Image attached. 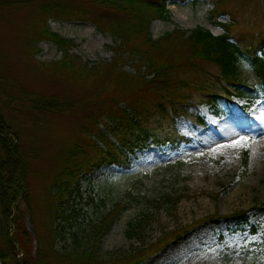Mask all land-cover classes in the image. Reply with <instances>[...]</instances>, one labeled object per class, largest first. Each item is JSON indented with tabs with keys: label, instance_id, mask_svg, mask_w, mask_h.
Returning <instances> with one entry per match:
<instances>
[{
	"label": "rangeland",
	"instance_id": "obj_1",
	"mask_svg": "<svg viewBox=\"0 0 264 264\" xmlns=\"http://www.w3.org/2000/svg\"><path fill=\"white\" fill-rule=\"evenodd\" d=\"M34 4L27 3L0 22V60L11 78L28 90L66 97L65 91L71 84L49 65L59 60L62 53L52 41L39 39L32 26ZM214 7V0L169 2L171 17L154 20L152 36L158 38L174 29L192 30L199 25L221 34L223 27L213 24ZM220 8L224 13L218 21L233 24L235 31L264 33V0H222ZM49 25L74 41L72 50L83 61L99 63L113 59L111 47L118 41L111 34L98 31L92 21L50 20ZM259 55L264 58V51ZM126 60L123 69L135 73L134 61L127 54ZM239 80L254 83L263 91L261 81L247 66L242 67ZM76 87L71 88L74 96L82 92V88ZM124 90L116 88L113 94H123ZM261 93L249 102L246 97L233 99L221 115H216L208 105L182 104L174 121L178 131L190 139L188 142L173 150L170 145L158 146L149 139L132 152L124 149L129 165L105 164L85 175L80 180L79 192L71 195L79 215L69 220L74 224L70 228L68 222L60 223L68 228L66 239L55 237L56 249L64 252L79 244L89 246L95 241L93 228L104 224L105 216L116 204L128 203L131 206L101 240L103 259L134 253L142 245V238L150 244L165 232L190 228L142 264H264V209H259L264 203V92ZM47 119L50 125L37 133L34 142L15 138L20 153L34 152L36 157L28 163L32 172L29 184L33 212L24 208L30 201L25 194L17 217L18 223H24L23 230L29 232L25 248L31 257H35L39 246L33 223L38 224L44 242H48L50 227L45 222V210L51 197L47 192L54 184L64 151L80 139L84 123L78 114ZM102 129L108 133L106 125L102 124ZM89 137L80 141L89 144L98 140L94 135ZM110 138L119 144L115 137ZM246 153L248 165L243 167ZM170 193L184 195L176 207L167 203L157 208L149 202ZM3 199L0 191V247L6 248ZM215 212L231 216L217 224L200 223ZM140 223L145 229L141 237ZM135 228L138 231L133 235ZM10 232L14 234V229ZM74 232L79 243L74 241ZM22 255L20 252L19 257Z\"/></svg>",
	"mask_w": 264,
	"mask_h": 264
},
{
	"label": "trees",
	"instance_id": "obj_2",
	"mask_svg": "<svg viewBox=\"0 0 264 264\" xmlns=\"http://www.w3.org/2000/svg\"><path fill=\"white\" fill-rule=\"evenodd\" d=\"M184 1L0 0V22L27 3H35L32 26L39 39L52 41L62 53L59 60L49 65L71 84L65 91L66 97L28 90L11 78L0 60V191L4 198L2 212L7 236L3 238L6 248L0 247L1 264H142L190 230L165 232L150 244L142 238V245L134 253L103 259L102 238L131 206L118 203L105 216L104 224L93 228L95 241L89 246L79 244V248L61 252L56 249L54 240L56 236L66 239L68 227L60 223H69L79 215L71 195L79 192L80 180L85 175L105 164L129 165L124 149L132 152L149 139L158 146L170 145L173 150L190 140L175 126L174 116L182 104L208 105L216 115H221L233 99L246 97L249 102L264 92V58L259 56L264 50V33L235 31L233 24L218 21L224 13L220 8L222 0H214L211 14L213 24L222 26L223 33L215 34L210 28L199 25L192 30L174 29L153 38L152 22L169 20V2ZM50 20L92 21L98 31L109 33L118 41L111 47L113 59L99 63L83 61L72 50L74 41L53 31ZM126 54L134 61L135 73L123 69ZM246 66L255 72L263 91L254 83L239 80L241 69ZM72 87L82 88L81 94L74 96ZM120 87L125 88L123 94H113ZM76 114L84 119L80 139L74 140L64 151L54 184L47 192L51 197L45 210V222L50 227L48 242H44L40 227L34 221L39 246L35 257H31L25 248L29 232L23 230L24 223H18L17 217L23 197L31 195L29 176L32 172L28 163L36 157L34 152L20 153L15 138L34 142L37 133L50 125L47 118ZM102 124L119 144L102 129ZM90 135L98 140L89 144L80 141ZM248 158L246 153L243 167L248 165ZM36 175L34 172L33 176ZM183 197L170 193L149 202L157 208L167 203L176 207ZM29 198L24 208L33 212L32 196ZM259 209H264V203ZM230 216L215 212L200 223L217 224ZM69 224V228L74 225ZM142 225L139 224V237L144 234ZM132 231L134 235L138 230ZM73 235L75 243H79L78 234ZM20 252L23 255L19 257Z\"/></svg>",
	"mask_w": 264,
	"mask_h": 264
},
{
	"label": "snow or ice",
	"instance_id": "obj_3",
	"mask_svg": "<svg viewBox=\"0 0 264 264\" xmlns=\"http://www.w3.org/2000/svg\"><path fill=\"white\" fill-rule=\"evenodd\" d=\"M243 141V137L241 138L240 141H237V146H239L241 144V142Z\"/></svg>",
	"mask_w": 264,
	"mask_h": 264
}]
</instances>
